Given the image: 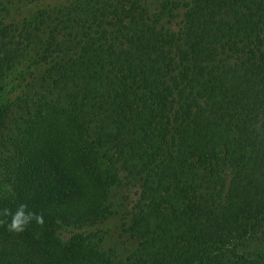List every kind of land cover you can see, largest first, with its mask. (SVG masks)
<instances>
[{"label":"trees","instance_id":"obj_1","mask_svg":"<svg viewBox=\"0 0 264 264\" xmlns=\"http://www.w3.org/2000/svg\"><path fill=\"white\" fill-rule=\"evenodd\" d=\"M0 264H264V0H0Z\"/></svg>","mask_w":264,"mask_h":264},{"label":"clouds","instance_id":"obj_2","mask_svg":"<svg viewBox=\"0 0 264 264\" xmlns=\"http://www.w3.org/2000/svg\"><path fill=\"white\" fill-rule=\"evenodd\" d=\"M28 218L24 217L23 215V210L19 211L16 213V215L14 216L12 223L10 225V228L13 230H17L20 231L21 229V224L22 223H27ZM36 220L38 223L42 224L43 223V219L42 217L37 216Z\"/></svg>","mask_w":264,"mask_h":264},{"label":"rangeland","instance_id":"obj_3","mask_svg":"<svg viewBox=\"0 0 264 264\" xmlns=\"http://www.w3.org/2000/svg\"><path fill=\"white\" fill-rule=\"evenodd\" d=\"M120 220L116 219L115 217H111L108 222H106V225L111 228L114 227Z\"/></svg>","mask_w":264,"mask_h":264}]
</instances>
